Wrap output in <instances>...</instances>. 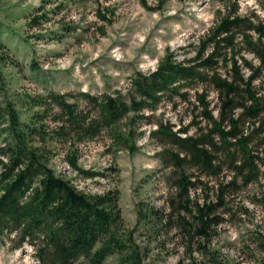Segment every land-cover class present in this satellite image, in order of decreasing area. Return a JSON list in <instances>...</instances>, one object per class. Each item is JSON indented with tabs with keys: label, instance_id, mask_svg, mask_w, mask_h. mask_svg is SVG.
Returning a JSON list of instances; mask_svg holds the SVG:
<instances>
[{
	"label": "rangeland",
	"instance_id": "rangeland-1",
	"mask_svg": "<svg viewBox=\"0 0 264 264\" xmlns=\"http://www.w3.org/2000/svg\"><path fill=\"white\" fill-rule=\"evenodd\" d=\"M260 1L231 0L230 6L264 20ZM147 3L149 10L138 0H0V160L5 161L2 124L8 103L24 119L25 112L37 111L25 110L19 102L26 95L126 94L131 78L155 70L167 51L178 61L194 57L198 42L223 11L222 4L211 0H168L160 10L155 0ZM43 15L47 21L34 26L32 20ZM245 58L257 64L252 55ZM196 92L205 93L216 116V93L198 86L188 102H164L133 123L130 115L93 141L46 144L48 166L85 194L117 193L135 264H264V180L227 189L219 202L228 174L198 178L192 202L214 206L203 232L189 214L181 215L183 228L170 213L174 180L172 170L162 166L160 152L174 148L151 133L159 124L173 132L187 129V135L207 132L211 125L202 119ZM49 120L45 123L52 129ZM72 156L78 169L68 164ZM16 244L0 237V264H39L29 246L15 249ZM105 264L122 263L113 255Z\"/></svg>",
	"mask_w": 264,
	"mask_h": 264
},
{
	"label": "trees",
	"instance_id": "trees-1",
	"mask_svg": "<svg viewBox=\"0 0 264 264\" xmlns=\"http://www.w3.org/2000/svg\"><path fill=\"white\" fill-rule=\"evenodd\" d=\"M155 1L160 10L168 0ZM211 1L222 4L223 11L217 12L214 26L198 42L195 56L178 61L167 51L155 70L131 78L126 94L26 95L19 102L25 110L37 111L25 112L24 119L8 103L7 122L2 124L7 139L1 154L5 161L0 160V237L16 241L15 249L29 246L39 264H105L113 255L120 256L122 264H135L117 193L92 195L78 190L49 168L43 147L93 141L130 115L133 123L164 102L174 106L188 102L198 86H209L217 95L213 116L205 93L194 94L202 119L211 128L187 135V129L173 132L159 124L151 133L162 145L174 148L160 152L162 166L172 170L174 180L170 213L183 228L186 222L181 215L189 214L203 232L214 206L192 202L198 178L228 174L229 182L220 186L219 202L227 189L235 191L264 180V20L256 14H239L236 5L230 6L231 0ZM138 2L150 9L147 0ZM260 7L264 11V0ZM42 20L47 21L46 16L32 23L38 26ZM48 117L52 129L45 123ZM68 164L78 169L75 156Z\"/></svg>",
	"mask_w": 264,
	"mask_h": 264
},
{
	"label": "clouds",
	"instance_id": "clouds-1",
	"mask_svg": "<svg viewBox=\"0 0 264 264\" xmlns=\"http://www.w3.org/2000/svg\"><path fill=\"white\" fill-rule=\"evenodd\" d=\"M29 251H31V249H29Z\"/></svg>",
	"mask_w": 264,
	"mask_h": 264
}]
</instances>
